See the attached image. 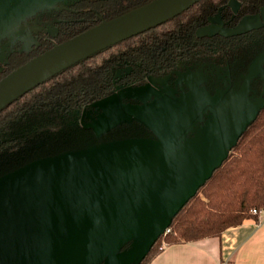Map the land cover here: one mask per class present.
I'll use <instances>...</instances> for the list:
<instances>
[{
	"label": "water",
	"instance_id": "1",
	"mask_svg": "<svg viewBox=\"0 0 264 264\" xmlns=\"http://www.w3.org/2000/svg\"><path fill=\"white\" fill-rule=\"evenodd\" d=\"M64 1L0 0V33ZM197 1L151 0L53 44L0 79V109L58 71ZM239 94V107L229 104L224 111L217 103L212 118L197 128V105L164 98L173 105L160 111L164 104L155 101L133 113L154 138L87 145L1 174L0 264H138L264 106V98L251 102Z\"/></svg>",
	"mask_w": 264,
	"mask_h": 264
},
{
	"label": "flooded vegetation",
	"instance_id": "2",
	"mask_svg": "<svg viewBox=\"0 0 264 264\" xmlns=\"http://www.w3.org/2000/svg\"><path fill=\"white\" fill-rule=\"evenodd\" d=\"M101 3L110 2L66 0L22 19L16 27L23 30L20 36L0 38V79L73 31L105 20ZM243 20L249 25L234 31ZM68 67L47 79L97 75L105 79L100 76L95 88L79 89L74 96L71 90L74 100H55L37 108L35 117L46 121L37 123L31 119L34 115L21 116L10 127L1 126L0 175L63 151L61 146L65 149L70 137L84 138L79 145L154 138L153 131L134 114L157 100L177 101L191 86L202 90L197 96L201 102L195 110L199 119L195 128L212 118L217 103L224 111L229 104L239 107L238 92L251 102L264 98V0L197 1L168 20ZM91 91L92 98H84ZM114 119L120 121L99 133L94 129ZM191 135L188 132L186 137ZM60 136L65 138L59 140Z\"/></svg>",
	"mask_w": 264,
	"mask_h": 264
},
{
	"label": "trees",
	"instance_id": "3",
	"mask_svg": "<svg viewBox=\"0 0 264 264\" xmlns=\"http://www.w3.org/2000/svg\"><path fill=\"white\" fill-rule=\"evenodd\" d=\"M148 1L151 0H109L108 5L101 3L99 8L102 7L100 11L104 9V19L109 20ZM91 25L93 23L88 26ZM86 28L87 26H84L81 30L73 31L67 37L81 33ZM67 37L60 42L66 40ZM69 68L60 71L57 75L63 74ZM71 73L73 72L69 70V74ZM81 76H83L82 73ZM100 76L101 80L105 79V75L46 79L0 109V127H10L21 116L30 118L34 115L31 119L36 120L37 123L46 121L42 116L35 117L34 113L38 110L37 108L42 109L45 104H53L55 100L63 102L74 100L73 96L79 89L92 90L93 87L95 88V83L98 82ZM91 94L92 91L84 98L91 99ZM28 110L35 111L28 113ZM72 134L71 131L70 136ZM64 138L60 136L59 140ZM68 139L69 142L66 143L65 149L61 146L63 151L58 149L52 155L87 146L82 143L79 145L84 138L80 141H75L71 137ZM237 140L228 152V157L214 169L197 192L176 212L168 226L169 232L162 234L153 243L138 264H149L162 251V242L170 245L177 244V242H192L206 237L220 238L226 228L235 227L245 219L258 218V214L251 213L250 210L264 208V106ZM70 144H75V147H68L71 146ZM126 246L127 244L123 248Z\"/></svg>",
	"mask_w": 264,
	"mask_h": 264
},
{
	"label": "crops",
	"instance_id": "4",
	"mask_svg": "<svg viewBox=\"0 0 264 264\" xmlns=\"http://www.w3.org/2000/svg\"><path fill=\"white\" fill-rule=\"evenodd\" d=\"M149 264H264V211L226 228L220 238L165 245Z\"/></svg>",
	"mask_w": 264,
	"mask_h": 264
},
{
	"label": "rangeland",
	"instance_id": "5",
	"mask_svg": "<svg viewBox=\"0 0 264 264\" xmlns=\"http://www.w3.org/2000/svg\"><path fill=\"white\" fill-rule=\"evenodd\" d=\"M246 20V19H245ZM245 20H243L235 29L234 31H242L245 27H247L249 25V23H247ZM23 30L22 29H15L13 31H9L8 33H0V38L1 37H10L11 39H13V37H17L20 36L22 34ZM202 90H198L197 88H195V86H191V88H189V90L184 93L181 94L182 96L180 97L181 99H183L184 101H189L192 102V104L195 105H199V103L201 102L199 99L198 94L201 93ZM157 102L159 104H164V105H159L158 103L156 104V106H158V108L160 109V111H162L164 109V107L167 106H172L173 103H166V101L163 100H157ZM264 209V208H263Z\"/></svg>",
	"mask_w": 264,
	"mask_h": 264
},
{
	"label": "built area",
	"instance_id": "6",
	"mask_svg": "<svg viewBox=\"0 0 264 264\" xmlns=\"http://www.w3.org/2000/svg\"><path fill=\"white\" fill-rule=\"evenodd\" d=\"M263 211H264L263 208H262V209L252 208V209L250 210L251 213H255V214H258V215L262 214ZM167 232H169V228H168V227H166V228L164 229V232H163L162 234H165V233H167ZM164 246H165V244L162 242L161 249H162Z\"/></svg>",
	"mask_w": 264,
	"mask_h": 264
}]
</instances>
